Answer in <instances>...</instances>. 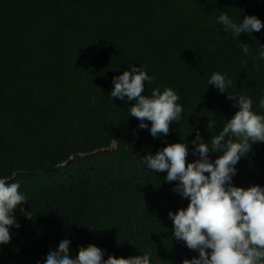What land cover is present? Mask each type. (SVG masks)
Instances as JSON below:
<instances>
[{
	"label": "trees",
	"instance_id": "trees-1",
	"mask_svg": "<svg viewBox=\"0 0 264 264\" xmlns=\"http://www.w3.org/2000/svg\"><path fill=\"white\" fill-rule=\"evenodd\" d=\"M222 11L264 21V0H0V176L20 184L33 214L16 211L21 227L0 246V264H43L65 234L76 254L95 243L105 258L139 248L153 264L198 255L171 237L168 212L189 201L142 157L186 139L191 128L190 149L196 130L210 139L208 110L218 121L213 134L235 113L227 93L207 90L212 72L258 103L264 61L257 69L254 56L264 29L234 40L215 23ZM244 42L247 56L238 47ZM129 63L153 76L145 93L172 87L181 98L185 115L165 138L139 129L130 105L110 97L112 77ZM236 167V185L264 186V143Z\"/></svg>",
	"mask_w": 264,
	"mask_h": 264
},
{
	"label": "clouds",
	"instance_id": "clouds-1",
	"mask_svg": "<svg viewBox=\"0 0 264 264\" xmlns=\"http://www.w3.org/2000/svg\"><path fill=\"white\" fill-rule=\"evenodd\" d=\"M215 23L234 40L242 33L251 35L264 29V21L254 14H241L236 20L222 11ZM238 47L244 55L250 54L249 43ZM254 59L259 69V61H264V46L257 50ZM129 65L112 77L114 87L110 97L130 105L129 116L135 117L139 121L138 128L148 130L153 139L167 137L172 123L179 124L185 115L178 92L172 87L155 86L145 93L146 82L155 84L153 76L142 63ZM207 85V90L214 87L220 94L227 93V99L237 109L235 113L221 121L222 127L213 134L218 121L215 111L208 110L203 116L208 117L210 139L206 140L196 130L190 149L188 137L194 132L191 128L186 139L181 136L180 141L167 143L155 154L149 152L142 159L153 173L166 172L163 181L175 182L172 190L189 201L186 207L168 212L173 242H183L198 253L184 259L182 264H264V186L233 182L241 158L251 152L254 144L264 143V89L254 107L251 96L229 91L232 80L224 73L212 72ZM190 152L197 158L189 161ZM20 187L13 177L0 176V246L11 242L13 228L21 227L15 215L18 209L25 218L33 219L32 211L23 207L29 200L19 191ZM138 250L139 255L110 254L105 258L103 248L89 243L81 245L76 254L65 234L49 249L43 264H153L150 252Z\"/></svg>",
	"mask_w": 264,
	"mask_h": 264
}]
</instances>
